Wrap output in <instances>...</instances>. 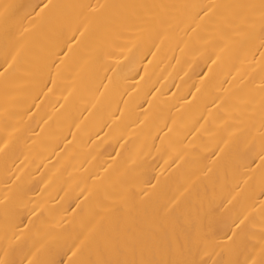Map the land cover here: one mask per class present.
<instances>
[{
  "label": "bare ground",
  "instance_id": "obj_1",
  "mask_svg": "<svg viewBox=\"0 0 264 264\" xmlns=\"http://www.w3.org/2000/svg\"><path fill=\"white\" fill-rule=\"evenodd\" d=\"M0 264H264V0H0Z\"/></svg>",
  "mask_w": 264,
  "mask_h": 264
}]
</instances>
